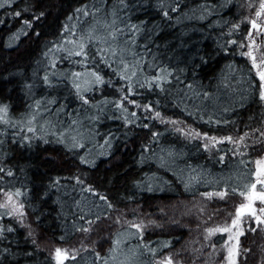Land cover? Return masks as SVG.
<instances>
[{
  "label": "trees",
  "instance_id": "1",
  "mask_svg": "<svg viewBox=\"0 0 264 264\" xmlns=\"http://www.w3.org/2000/svg\"><path fill=\"white\" fill-rule=\"evenodd\" d=\"M238 3L0 0V191L41 240L80 248L59 264H121L109 252L135 246L111 234L90 248L84 231L117 209L159 217L198 201L217 223L249 193L264 100ZM28 233L0 217V264H58ZM257 233L244 230L238 264H264ZM185 239L145 232L117 260L155 264Z\"/></svg>",
  "mask_w": 264,
  "mask_h": 264
},
{
  "label": "rangeland",
  "instance_id": "2",
  "mask_svg": "<svg viewBox=\"0 0 264 264\" xmlns=\"http://www.w3.org/2000/svg\"><path fill=\"white\" fill-rule=\"evenodd\" d=\"M238 2L237 10L241 15L239 20L240 23H238L235 29L239 26H241V28H247L248 33L245 35L246 45L244 48V55H247L250 58L253 66L255 63V75L259 77V73H264V10L261 9V3L264 2V0H238ZM258 12L260 13L259 16H257ZM252 21L256 22L258 26L257 28L252 27ZM249 53H251V56ZM253 57H255V61H253ZM75 80L74 83H79V86L82 89H86V87L89 88L93 85L89 75L84 78L78 76ZM85 91L86 90L83 92ZM216 142H218L217 139L214 140V142H211V145L214 146ZM258 161L261 162L259 165L257 163ZM254 166L256 167V170L253 177L256 183L258 169L264 170V153L262 154V157L256 161ZM257 185L260 186L257 190L264 191V185ZM262 186L263 188H261ZM249 190L250 193L251 189ZM247 203H249V201L244 196L241 203L239 202V204H235V210L227 213L229 214L228 217L227 214L221 211L224 209H219V211L215 210V212L212 213L224 216L223 219L217 223L210 221L211 217L207 216L209 205L198 201L190 202L189 205L182 202L173 203L170 209H168L170 212H157L159 217H157V215L152 217L139 212L132 217L130 216L129 211L127 212L117 209L114 213L107 215L106 218L100 222H96L94 227L89 228L87 233H85V239L87 237L93 239L95 243L89 245V247L94 248V246L96 247V244L101 243L102 241H107L111 234H116L115 237H117L118 244L120 241L125 240L124 242L127 244V250L135 246L134 250L130 251L131 253L129 255H120L117 247H114V249L109 252L111 253V260H116L121 264H125L124 262H131L130 257H134L139 253V249H141L140 245L136 246L134 245V242L137 241L141 234L145 232L169 233L170 231L174 233L177 231H183L186 239L173 251L167 252L160 260H156L155 264H158V261H163L165 257H171L173 264H233V262L234 264H238V261L243 262V260L240 259L242 256L239 258L240 260L238 259L240 251L238 247L239 241L243 237L240 234L241 232H244L245 229L253 224L254 231H258L256 234L257 238L262 241L264 240V223H257L256 220V217L264 220V212L259 211L260 208H264V203H261L259 199H256L253 203V207L256 209L255 216L245 214L239 219L237 225L233 227L232 222L236 219L237 208L241 204ZM175 205H177L179 209H173ZM1 216L9 217L11 220L17 221L27 233L29 232L34 236L36 242L43 241L41 240L42 238L36 236L33 226L25 215L20 202L11 194L3 191H0V217ZM158 218H162L161 223H157L156 220ZM134 225L140 226L139 230ZM216 228H226L229 230L213 232V234L209 236L208 230ZM86 246H88V244H86ZM41 248H44V250L59 263H62L66 259L62 258V256H73V254L77 253L80 249L75 246L70 250H67L66 248L58 247L49 242H44ZM57 249L61 250L60 257H57ZM243 252L246 253L247 250H243ZM263 254L264 248L261 249V255ZM119 256L124 262L117 260Z\"/></svg>",
  "mask_w": 264,
  "mask_h": 264
},
{
  "label": "snow or ice",
  "instance_id": "3",
  "mask_svg": "<svg viewBox=\"0 0 264 264\" xmlns=\"http://www.w3.org/2000/svg\"><path fill=\"white\" fill-rule=\"evenodd\" d=\"M2 6V5H0ZM261 9L264 10V2L261 3ZM17 15H19V13H17ZM260 13L258 12L257 13V16H259ZM29 27H31V25L29 24ZM252 27L253 28H257V24L255 21H252ZM241 47H243V45H241ZM79 54V53H78ZM249 55L251 56V53H249ZM253 61H255V57H253ZM254 66H255V63H254ZM259 77H260V80L262 82L261 84V88H262V91H261V94H260V99L261 100H264V73H259ZM97 79L99 80V77H97ZM85 103H87V101L85 100ZM157 115H159V113H157ZM82 163H85L86 161H84L83 159L81 160ZM258 165L261 163L260 161L257 162ZM257 180H256V183H253L251 185V192L250 193H242V195H245V198L249 201V203L247 204H241L237 210H236V219L233 220L232 224H233V227H235L239 221V219L245 215V214H248V215H252V216H255V212H256V209L253 207V203L256 199H259V201L261 203H264V191H260V190H257V184H261V185H264V170L262 169H258L257 171ZM207 196H211L212 194L211 193H208L206 194ZM217 195L223 199L224 196L226 195V193H217ZM101 199H104V197H101ZM109 208L112 207L111 204L108 205ZM260 212H264V208H260L259 209ZM256 220H257V223H264V220H261L259 217H256ZM119 222V221H117ZM135 227H137V229L139 230L140 226L138 225H134ZM229 229H220V228H216V229H209L208 230V233H209V236H211L213 234V232H218V231H228ZM84 231H88V229H84ZM241 235L243 234V232L240 233ZM167 245H165L166 247ZM153 252H155V250H153ZM56 254H57V257H60L61 256V250L60 249H57L56 250ZM231 255V253H230ZM59 264V262H58ZM158 264H173V261H172V258L171 257H165L163 261H158ZM234 264V262H233Z\"/></svg>",
  "mask_w": 264,
  "mask_h": 264
},
{
  "label": "water",
  "instance_id": "4",
  "mask_svg": "<svg viewBox=\"0 0 264 264\" xmlns=\"http://www.w3.org/2000/svg\"><path fill=\"white\" fill-rule=\"evenodd\" d=\"M62 258H67L66 255L62 256Z\"/></svg>",
  "mask_w": 264,
  "mask_h": 264
}]
</instances>
